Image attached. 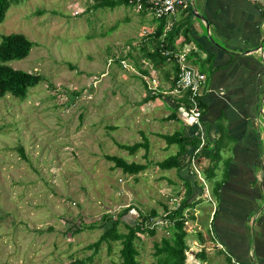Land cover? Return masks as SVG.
<instances>
[{
    "label": "rangeland",
    "instance_id": "obj_1",
    "mask_svg": "<svg viewBox=\"0 0 264 264\" xmlns=\"http://www.w3.org/2000/svg\"><path fill=\"white\" fill-rule=\"evenodd\" d=\"M95 1L20 0L0 21V36L21 32L32 41L24 57L8 63L41 75L24 97L0 96V264H112L118 240L87 245L105 226L101 215L113 219L125 208L119 231L137 211L155 210L147 222L154 233L135 240L139 264H153V242L168 235L161 216L184 193L175 170L156 164L175 148L157 133L175 123L162 121L166 110L148 99L139 75L153 67L141 51L152 29L149 13L130 3L95 7ZM143 135L146 155L117 145ZM105 154L145 167L125 173ZM196 181L202 194L197 215L185 210L194 215L186 219V263L230 264L222 242L194 238L197 231L206 237L205 219L216 202L203 179ZM200 249L204 258L194 254Z\"/></svg>",
    "mask_w": 264,
    "mask_h": 264
},
{
    "label": "crops",
    "instance_id": "obj_2",
    "mask_svg": "<svg viewBox=\"0 0 264 264\" xmlns=\"http://www.w3.org/2000/svg\"><path fill=\"white\" fill-rule=\"evenodd\" d=\"M190 11L187 21L183 8H177L166 21L181 23L182 33L185 27L189 40L182 47L192 50L188 62L206 75L200 98L204 104L202 137L206 148H215L219 158L212 179L202 172L203 156H199L197 166L210 193L213 183L219 181L220 186L216 202L211 201L215 207L205 219L206 237L202 236L209 239L207 227L211 223L215 239L224 244L232 260L264 264V0H192ZM146 16L153 28L154 20ZM182 33L175 38L177 47ZM150 71L159 72L160 79L153 72L157 79L153 92L159 93L148 99H158L166 110L161 117L164 123H175L171 131L158 133L194 134L196 125L178 103L180 95L169 90L171 63ZM150 71L139 75L143 79L142 75L152 74ZM174 170L183 191L190 185L187 201L202 194L191 165ZM190 209L198 214L194 206ZM198 232L194 235L197 240Z\"/></svg>",
    "mask_w": 264,
    "mask_h": 264
},
{
    "label": "trees",
    "instance_id": "obj_3",
    "mask_svg": "<svg viewBox=\"0 0 264 264\" xmlns=\"http://www.w3.org/2000/svg\"><path fill=\"white\" fill-rule=\"evenodd\" d=\"M19 1L20 0H0V21H2V19L4 18V14L8 6ZM120 3L129 4L130 2L128 0H96L94 2V6L111 7ZM148 5L149 3H144L140 11L148 12ZM184 11V21H187L188 16H190L191 14V11L189 8H184ZM152 19L154 20V26L150 32L145 34L146 39L144 40L146 41H144L141 46L142 57H145L148 61H150L153 68H162L166 63H171L172 76L169 83L170 88L174 84V79L178 71L175 54L179 50L183 49V43L187 42L189 39L186 36L185 27L182 33L181 23L172 20L168 24L166 21L167 17L165 15L161 17H152ZM179 33L183 34V39L179 42V46L177 47L174 41L177 34ZM194 44L197 48L200 47V44L198 42H195ZM31 45L32 41L21 32L12 31L1 34L0 96L8 92L11 95L22 98L25 96L27 88L34 85L41 79V75L39 73L26 71L20 68H14L8 63V61H10L11 59L24 57L28 53ZM190 48L186 51L187 61H189L190 52L192 51ZM140 70L142 72H146L145 69ZM199 71L202 72L201 70ZM146 90L149 92L148 97L151 96L152 98L159 93H155L153 91L151 92L147 88ZM153 93H155L156 95ZM178 103L184 104L186 106L188 105L185 92L181 93V95L178 97ZM199 106L201 109V113L204 112V104L201 99H199ZM158 135L164 139L167 145L172 143L177 145V148L173 153L168 154L156 161V164L159 168H174L176 170H179L185 166H190L192 158L195 159L197 163L199 156H203L205 164L201 166L202 172L206 178L212 179L214 175V166L216 165V162L219 158V154L215 148L210 151L206 148L205 138L202 139V143L198 147L200 137L197 133L183 135L178 131H172L170 133H158ZM117 145L127 150V152L129 153L134 152L138 148H143V154L146 155L148 150V139L143 135L142 139L139 141H134L130 144L117 143ZM196 147H198V149L194 151ZM104 156L107 160L112 161L113 167H117L125 173H137L139 170L145 167V163L134 160L127 161L123 157L115 154H105ZM219 186V181L213 183L211 186V193L214 197L217 196ZM190 192V185L187 184V187L184 189V194L178 201L177 205L173 208L164 210V213L161 216V220L165 221L164 223L167 226L168 235H162L159 238V241L153 242V264H189L186 263L185 260V250L187 249L186 219L187 216L193 219L194 215L192 213H189L186 216L185 210L188 208H192L194 204H196L200 200V197L198 196L191 201H187L186 199L189 197ZM127 209L128 208L123 209L113 219L110 216L104 217L103 215H101L102 226H105L99 234L98 238L87 245L96 248L102 241L118 240L120 243L119 259L113 261L112 264H139V261L137 259L138 251L135 245V240L139 237L140 233L146 232L147 234H153L155 231L154 227L150 226L149 223H147L149 219L156 216L155 210L153 208L149 209L146 213L137 211L131 223L125 221L123 222L126 230L119 231L116 225L122 213ZM73 224L76 225V228L79 227L77 223ZM87 226H90V224H88ZM197 236L200 242H203L205 240L200 232L197 233ZM208 237L210 240H212L210 234ZM194 254L195 256L200 258L205 257L203 249L196 251ZM227 258L230 264H234L231 261L229 254H227ZM66 264L73 263L70 261Z\"/></svg>",
    "mask_w": 264,
    "mask_h": 264
},
{
    "label": "built area",
    "instance_id": "obj_4",
    "mask_svg": "<svg viewBox=\"0 0 264 264\" xmlns=\"http://www.w3.org/2000/svg\"><path fill=\"white\" fill-rule=\"evenodd\" d=\"M136 10H141L144 3H149L148 12L151 17H161L174 13L177 8H191L192 0H128ZM186 48L179 50L175 54V59L178 65V71L176 73V77L174 79V84L171 87V92L177 93L181 95V93H186V98L188 101V105L181 104L184 108V111L187 113L189 117H191L194 121L195 130L194 134H198L200 137V142L198 147L202 143V127H201V109L199 106V99L201 98V88L205 81V74L200 72L196 67L191 65L186 58ZM120 62L124 66L125 63L123 59H120ZM146 84V88L150 91L156 90L157 88V79L155 74H144L142 75ZM196 147L194 151L198 149ZM192 172L196 174V176L202 180V176L200 174V170L197 166L195 159H191L190 162ZM208 194V192H206ZM164 221V220H163ZM165 222V221H164ZM209 233L214 238V233L209 227ZM215 239V238H214ZM215 243L217 247H220V243H218L215 239ZM235 264H239L237 261H234Z\"/></svg>",
    "mask_w": 264,
    "mask_h": 264
},
{
    "label": "clouds",
    "instance_id": "obj_5",
    "mask_svg": "<svg viewBox=\"0 0 264 264\" xmlns=\"http://www.w3.org/2000/svg\"><path fill=\"white\" fill-rule=\"evenodd\" d=\"M130 4H131V3H130ZM131 5H132V4H131ZM139 11H140V10H139ZM147 13H149V12H147ZM149 14H150V13H149ZM151 18H152V17H151ZM151 30H152V29H151ZM194 175H195V178H196L197 176H196L195 173H194ZM197 178H198V177H197ZM198 179H199V178H198ZM203 181H204V180H203ZM206 195H207V194H206ZM207 198L210 200V197L207 196ZM209 222H210V220H209ZM209 227H210L211 230H212L211 223L208 224V227H207V228H209ZM209 234H210V233H209ZM214 235H215V234H214ZM211 237H212V236H211ZM214 238H215V236H214ZM214 238H212V240H213L214 243H215V239H214ZM217 241H218V240H217ZM218 242H219V241H218ZM219 243H220V242H219ZM231 261L234 263V260H232V258H231ZM234 264H235V263H234Z\"/></svg>",
    "mask_w": 264,
    "mask_h": 264
}]
</instances>
